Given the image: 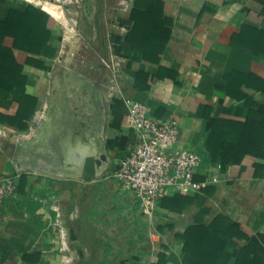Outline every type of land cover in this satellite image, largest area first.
Masks as SVG:
<instances>
[{"label":"crops","instance_id":"0c3cea01","mask_svg":"<svg viewBox=\"0 0 264 264\" xmlns=\"http://www.w3.org/2000/svg\"><path fill=\"white\" fill-rule=\"evenodd\" d=\"M162 1L170 37L160 60L151 61L146 60V42L145 55H135L125 40L135 26L133 4L123 9L118 6L121 0H87V13L80 19L84 41H78L64 39L66 3L0 0V20L13 9L33 6L56 21L50 30V43L56 47L50 67L29 65L30 55L16 51L27 77L26 94L39 103L25 127L0 123V172L20 174L21 183L0 211V264H64L70 255L66 249L74 251L72 264H156L160 254L165 264H184L185 241L180 236L201 208L156 215L159 237L153 240L138 199L113 177L136 144L127 100L146 105L158 120L177 121L180 146L204 159L197 179L218 178L210 183L216 189L206 206L246 226L264 252V177L255 176L256 165H264V159L246 155L224 173L206 146L218 119L244 121L247 98L264 104V0ZM4 45L12 48L14 39L7 36ZM105 55L121 64V93L114 97L108 93L112 70L100 61ZM72 74L79 102L72 104L71 114L103 138L111 158L105 172L90 181L19 163L21 142L33 140L46 99L57 95L55 86L65 91L59 81ZM10 96L14 93L0 86V111L14 116L19 104ZM228 251L219 264H235L233 249Z\"/></svg>","mask_w":264,"mask_h":264},{"label":"trees","instance_id":"16d2710c","mask_svg":"<svg viewBox=\"0 0 264 264\" xmlns=\"http://www.w3.org/2000/svg\"><path fill=\"white\" fill-rule=\"evenodd\" d=\"M163 14L162 0L133 1L130 15L135 26L125 40L132 44L135 55H145L142 43L146 42V60H160L170 37V31L165 27L170 24V20ZM55 24L54 19L33 6H29L26 11L13 9L6 19L0 20V86L14 93L12 102L17 101L19 104L14 116L0 111V123L23 128L26 126L25 120L34 115L39 98L26 94L27 77L16 51L30 55L27 64L48 68L49 57L56 50L50 43V30ZM7 36L14 39L12 48L4 45ZM101 38H104L102 33ZM246 106L249 112L244 121L218 119L207 136L206 146L213 161L224 173L230 166L240 164L246 155L264 159V104L247 98ZM255 176L264 177V165H256ZM25 184V181L22 182L23 186ZM215 189L216 186L211 184L202 193H175L164 196L159 202L156 215L161 218L171 213H183L193 206L201 208L180 236L185 241L183 263L219 264L223 257L230 255L228 249L232 248L235 264H264V252L252 238L251 231L242 224H236L230 215L206 206L208 197L214 194ZM157 228L164 233L161 225ZM156 264H165L164 255H159Z\"/></svg>","mask_w":264,"mask_h":264},{"label":"built area","instance_id":"2783aa9c","mask_svg":"<svg viewBox=\"0 0 264 264\" xmlns=\"http://www.w3.org/2000/svg\"><path fill=\"white\" fill-rule=\"evenodd\" d=\"M133 1L121 0L118 6L129 9ZM57 2L66 3L65 15L61 20L64 39L84 41L80 19L87 13V0ZM109 36L108 33L107 37ZM100 61L112 70L108 93L110 97H114L121 93V64L112 57L103 56ZM127 104L136 133V144L114 170L113 177L126 192L136 196L142 214L149 221L151 237L156 240L159 236L154 222L160 200L173 193L183 195L202 193L218 178L215 176L212 179H197L204 159L199 153L180 146L181 132L177 121L156 119L149 114L148 107L138 101L127 100ZM19 177L20 174L9 175L0 172V211L5 201L16 195ZM66 250L70 255L65 256L64 264H72L74 251Z\"/></svg>","mask_w":264,"mask_h":264},{"label":"water","instance_id":"95a60500","mask_svg":"<svg viewBox=\"0 0 264 264\" xmlns=\"http://www.w3.org/2000/svg\"><path fill=\"white\" fill-rule=\"evenodd\" d=\"M64 71L68 72L66 68ZM72 76L67 75L59 81L60 90L65 91L60 93L55 86L57 95L46 99V108L36 124L33 140L21 142L19 163L58 177L90 181L105 172L111 158L103 138L93 133L90 124L71 114L72 104L79 102L73 86L74 74Z\"/></svg>","mask_w":264,"mask_h":264},{"label":"rangeland","instance_id":"374dc122","mask_svg":"<svg viewBox=\"0 0 264 264\" xmlns=\"http://www.w3.org/2000/svg\"><path fill=\"white\" fill-rule=\"evenodd\" d=\"M12 99V96H10V100Z\"/></svg>","mask_w":264,"mask_h":264}]
</instances>
